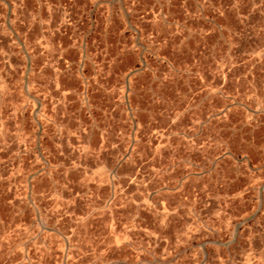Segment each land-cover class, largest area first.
<instances>
[{"label":"rangeland","instance_id":"374dc122","mask_svg":"<svg viewBox=\"0 0 264 264\" xmlns=\"http://www.w3.org/2000/svg\"><path fill=\"white\" fill-rule=\"evenodd\" d=\"M154 1L0 0V264H264V0Z\"/></svg>","mask_w":264,"mask_h":264},{"label":"built area","instance_id":"2783aa9c","mask_svg":"<svg viewBox=\"0 0 264 264\" xmlns=\"http://www.w3.org/2000/svg\"><path fill=\"white\" fill-rule=\"evenodd\" d=\"M125 13L130 21L125 27L142 29L152 27L155 23L156 4L154 0H122Z\"/></svg>","mask_w":264,"mask_h":264}]
</instances>
